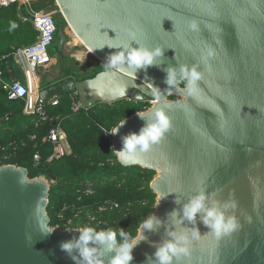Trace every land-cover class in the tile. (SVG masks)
I'll return each mask as SVG.
<instances>
[{
  "label": "water",
  "instance_id": "obj_1",
  "mask_svg": "<svg viewBox=\"0 0 264 264\" xmlns=\"http://www.w3.org/2000/svg\"><path fill=\"white\" fill-rule=\"evenodd\" d=\"M54 1L65 26L106 69L91 78L40 87L38 103L45 106L69 93H76L84 109L156 100L121 121L125 124L111 144L117 151L122 137L139 133L145 121L156 123L157 110L169 121L147 151L138 146L122 156L114 152L123 166L156 173L150 183L156 195L153 229L140 226L137 236L146 239L133 248L131 264H146V257L172 240L171 232L189 240L181 245L188 255L173 257L172 264H264V0ZM17 16L30 22L22 9ZM55 40L61 55L67 43L64 27L57 29ZM137 47L160 49L163 55L138 71L126 59L110 65L111 54L124 51L127 57ZM182 67L195 68L200 78L189 84ZM170 68L175 72L171 86L165 83ZM13 70L15 79L25 83L21 68ZM48 193L45 179H30L22 167L0 166V264L80 261L78 250L71 254L74 261L60 246L75 243L82 229L50 226ZM201 193L205 209L215 207L226 220L234 218L233 231L217 237L202 223L204 211L194 221L184 218V206ZM89 246L96 248L99 264H109L119 248L115 241Z\"/></svg>",
  "mask_w": 264,
  "mask_h": 264
},
{
  "label": "trees",
  "instance_id": "obj_2",
  "mask_svg": "<svg viewBox=\"0 0 264 264\" xmlns=\"http://www.w3.org/2000/svg\"><path fill=\"white\" fill-rule=\"evenodd\" d=\"M46 8L57 11L54 0H40L35 5L36 10ZM5 9L8 11L6 17L0 8V56L9 53L11 48L31 44L36 38L31 23L18 18L16 4ZM53 22L56 31L65 26L58 12ZM55 44L56 40L53 45L58 53ZM53 53L50 52L52 56ZM92 66L93 70L82 76L65 71L60 80L44 83L41 88L68 78H91L106 69L100 62L96 66L86 65ZM185 84L183 82L181 87ZM67 96L64 95L57 106L45 107L47 117L43 120L38 115L21 116L24 101H8L6 92L0 89V166L22 167L30 179L43 178L49 183L46 211L51 227H90L96 233L112 230L119 247L124 243L120 230L134 239L140 226L155 211L156 195L150 183L156 173L120 164L103 129L112 130L123 119L146 111L149 103L121 100L97 104L73 114ZM9 114L13 116L4 120ZM57 126L63 130L69 148L68 153L59 157L55 156L54 145L46 139L49 131Z\"/></svg>",
  "mask_w": 264,
  "mask_h": 264
},
{
  "label": "clouds",
  "instance_id": "obj_3",
  "mask_svg": "<svg viewBox=\"0 0 264 264\" xmlns=\"http://www.w3.org/2000/svg\"><path fill=\"white\" fill-rule=\"evenodd\" d=\"M195 27V25H193ZM163 53L160 49L155 51H149L147 49L141 48H132L127 52V57H125V52L120 51L119 53L111 54L110 65L116 66L118 64H124L125 59L129 67H134L137 71L148 66L154 65V57L162 56ZM167 76L165 83L171 86L174 83L175 72L173 69L166 70ZM181 73L186 79H188L189 84L198 80L199 74L196 69L193 68L189 71L187 68L182 67ZM135 75V73H133ZM119 95H125V90L121 89ZM159 99V97H157ZM153 104L156 103V100L152 101ZM141 119L145 120L142 115L137 114ZM156 123L149 124L145 121V125L140 129L139 133H129L126 136L121 138L122 148L121 150H113L117 153L118 156L124 155L125 152L131 153L138 146L142 151H147L151 144H155L159 141L162 133L167 130L169 126L168 118L165 113L161 110L155 112ZM125 124V121L121 122L119 126L113 128L110 132L111 135H116L119 129ZM205 195L201 193L194 199H192L187 205L184 206L183 216L188 221H194L196 216L201 211H204L205 215L203 217L202 223L213 231V233L220 237L233 231L236 227L234 218L225 219L223 212L218 208H209L205 209ZM176 213L173 212L172 215ZM143 230H152L153 229V218L147 219L142 224ZM51 232L47 233L50 234ZM78 239L75 240V243L72 241L62 242L61 251L68 253L71 258L76 261L77 257L71 255L73 249L78 250L79 257L81 258L77 264H99V262L94 258L96 253L95 247H90V242L96 244L97 242L103 243L105 241L114 242L116 233L112 230L107 232L101 231L96 233L93 228L85 227L79 232ZM172 237V240L166 241L161 246L157 247L153 257H146V264H172L173 257H179L180 254L185 256L188 255L189 250L187 247L181 246L187 245L189 240L186 235H176V233H168ZM120 236L124 240L119 248L116 250V254L110 259L109 264H131L133 260L132 250L133 248L142 240H145L146 237L143 235H138L134 239H130L123 229L120 230ZM112 249H109L111 251Z\"/></svg>",
  "mask_w": 264,
  "mask_h": 264
},
{
  "label": "built area",
  "instance_id": "obj_4",
  "mask_svg": "<svg viewBox=\"0 0 264 264\" xmlns=\"http://www.w3.org/2000/svg\"><path fill=\"white\" fill-rule=\"evenodd\" d=\"M39 1L0 0V8L16 4L18 9H22L24 14L30 18L32 28L36 32V38L33 43L20 48H11L9 53L0 56V89L6 92L8 101H24V114L38 115L39 119L44 120L47 117V113L44 106L38 103L39 82L35 80L34 85L31 86L30 78L37 77L40 69H48L53 64V57L50 54L49 47L55 41L56 25L53 22L55 13L47 12V9H35V5ZM10 63L21 68L25 83H21L15 78L11 81L4 79L3 68ZM31 94H33V97H31ZM67 98L71 113L76 114L84 109L76 93H69ZM59 100L54 99L48 104L55 107L59 104ZM152 105V101L149 102V106ZM110 131L103 129L105 139L112 144L113 135L108 133ZM46 139L54 145L55 156L59 157L67 153L64 150L66 138L61 127L57 126L51 129ZM35 159H38V157L35 156Z\"/></svg>",
  "mask_w": 264,
  "mask_h": 264
},
{
  "label": "rangeland",
  "instance_id": "obj_5",
  "mask_svg": "<svg viewBox=\"0 0 264 264\" xmlns=\"http://www.w3.org/2000/svg\"><path fill=\"white\" fill-rule=\"evenodd\" d=\"M2 9L3 10H1V12L3 16L6 17L8 15V11L5 9V7H3ZM46 9L47 12L50 13L58 12V8L56 9L57 11L55 10L50 11L49 8ZM67 26L68 25L64 26L67 33L66 48L61 55L63 56V58L67 57L68 59L63 61V58L60 57L61 55H57V53L55 52V48L53 45L54 43L51 44L49 50L51 53L54 52L55 54V57H53L54 58L53 64H51V66L48 69H40L37 73L38 75H40V77L39 76L38 77L39 79L41 78L42 82H46L50 78H51V82L58 81L64 76L65 71H68L71 75L74 76L86 75L93 70V66L86 67V65L92 64L96 66L98 63L95 57L91 56V54L81 45V43L77 40V38L74 36V34ZM72 52H76V55L73 56ZM49 106L50 105L47 104L44 106V108Z\"/></svg>",
  "mask_w": 264,
  "mask_h": 264
},
{
  "label": "crops",
  "instance_id": "obj_6",
  "mask_svg": "<svg viewBox=\"0 0 264 264\" xmlns=\"http://www.w3.org/2000/svg\"><path fill=\"white\" fill-rule=\"evenodd\" d=\"M57 55H59V54L57 53ZM52 57H55V54H54V53H53V56H52ZM53 59H54V58H53ZM13 67H14V65H13L12 63L7 64V65L4 66V68H3V72H4V79H5L6 81H11V80H13V79L15 78ZM41 72H42V71H41ZM41 72H40V73H41ZM40 73H39V74H40ZM38 76L40 77V75H38ZM38 76H37V81L39 82V86H40V87H42V85H43L44 83H54V82H57V81H52V82H51V78L48 79L46 82H42L41 78L39 79ZM65 145H66V146H65ZM65 145H64V150L68 153V152H69V148H68L67 142H66Z\"/></svg>",
  "mask_w": 264,
  "mask_h": 264
},
{
  "label": "bare ground",
  "instance_id": "obj_7",
  "mask_svg": "<svg viewBox=\"0 0 264 264\" xmlns=\"http://www.w3.org/2000/svg\"><path fill=\"white\" fill-rule=\"evenodd\" d=\"M70 30H71V32L74 34V36L77 38V40L81 43V45L92 55V56H94L93 54H92V52L91 51H89L85 46H84V44L82 43V41L80 40V38L76 35V33L73 31V29L71 28V27H69V26H67ZM64 30H65V28H64ZM65 33H66V30H65ZM66 35H67V33H66ZM72 55L74 56V55H76V52H72ZM95 57V56H94ZM53 62V61H52ZM35 80H37V77L35 76L34 78H30V83H31V86L32 85H34V83H35ZM33 94H31V97H33L32 96Z\"/></svg>",
  "mask_w": 264,
  "mask_h": 264
},
{
  "label": "flooded vegetation",
  "instance_id": "obj_8",
  "mask_svg": "<svg viewBox=\"0 0 264 264\" xmlns=\"http://www.w3.org/2000/svg\"><path fill=\"white\" fill-rule=\"evenodd\" d=\"M60 57H61V58H63V56H62V55H61ZM65 60H66V59H64L63 61H65Z\"/></svg>",
  "mask_w": 264,
  "mask_h": 264
}]
</instances>
